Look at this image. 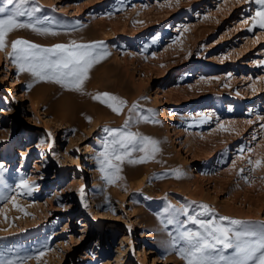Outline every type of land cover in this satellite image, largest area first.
<instances>
[{"label": "rangeland", "instance_id": "rangeland-1", "mask_svg": "<svg viewBox=\"0 0 264 264\" xmlns=\"http://www.w3.org/2000/svg\"><path fill=\"white\" fill-rule=\"evenodd\" d=\"M32 7L58 34L15 30L0 51V190L21 178L36 186L18 197L28 215L0 202L8 218L0 215V264L17 256L33 257L28 264H185L170 246L180 225L167 223L169 205L207 204L219 216L264 222V167L248 163L264 160V30L243 23L259 7L254 0H27ZM18 38L44 47L103 41L111 55L82 94L18 73L7 56ZM52 85L60 88L54 99L29 98ZM63 91L85 96V106L106 92L128 107L117 115L98 101L106 116L80 114L83 126L69 128L51 107ZM133 103L158 123L133 122L131 131L158 140L160 151L148 163L125 162L123 179L110 185L98 162L104 129L121 128Z\"/></svg>", "mask_w": 264, "mask_h": 264}, {"label": "snow or ice", "instance_id": "snow-or-ice-1", "mask_svg": "<svg viewBox=\"0 0 264 264\" xmlns=\"http://www.w3.org/2000/svg\"><path fill=\"white\" fill-rule=\"evenodd\" d=\"M237 2L239 3L240 0ZM243 2L248 3L250 0H243ZM254 2L259 6L258 9L254 15L243 21L245 25H248L247 30L250 32L257 28L264 30V0H254ZM6 3L12 7L7 10L0 7V51L8 47L7 37L15 30L29 29L40 35L58 34L53 27L42 26L44 21L35 16L40 8L32 7L30 10L24 8L27 0H16L15 3L14 0H6ZM176 3L179 4V0H176ZM258 40L259 37H256V41ZM110 55L103 41L80 43L73 40L67 44L58 43L44 47L23 38L11 41V51L7 53L18 73L27 72L37 82H54L66 90L82 94L84 84L90 78V71ZM258 64L264 65V60L258 61ZM31 86L30 84L29 88ZM250 87H253L255 91L254 86L250 85ZM92 99L106 105L117 115L122 114L128 107L126 100L106 92L97 93L92 96ZM138 109V103H133L128 108L130 115L121 128L106 127L104 129L109 139L103 142V150L98 153V162L102 178L110 185L123 179L120 173L121 166L125 162L133 165L148 163L154 160L160 151L158 140L131 131L133 122L147 123L151 120L153 123H158L140 113ZM148 111L153 117L155 116L153 110ZM131 113H135V120ZM200 118L202 122L209 119L204 114H201ZM88 119L90 122L91 118ZM259 119L264 120V116ZM219 127L221 130H226L223 124ZM135 152L143 153V155L133 158ZM248 163L252 165L253 171L264 167L262 159L255 161L249 159ZM0 172H2V166H0ZM174 175L177 179L181 178V170H175ZM35 190L36 186L33 183H30L27 178H21L14 186H5L0 190V202L5 205L10 203L13 209L28 215L23 206L18 203V197L31 196ZM81 195L83 196V188ZM195 203V201L191 202V204ZM84 206L87 207V204ZM169 208L172 214L167 223L180 225L175 234L169 232L170 246L185 264H264V222H246L219 216L207 204L197 205L195 211H191L190 205H181L180 208L169 205ZM0 215L7 222L8 218L4 209H0ZM179 216H184L186 219L179 220ZM2 230L4 229H0ZM44 255L45 251H40L34 259L40 261ZM29 259L33 257L17 256L14 259L3 260L2 264H28Z\"/></svg>", "mask_w": 264, "mask_h": 264}, {"label": "bare ground", "instance_id": "bare-ground-1", "mask_svg": "<svg viewBox=\"0 0 264 264\" xmlns=\"http://www.w3.org/2000/svg\"><path fill=\"white\" fill-rule=\"evenodd\" d=\"M74 34V33H72ZM71 34V35H72ZM76 35V34H75ZM73 35V37L75 36ZM70 36V35H68ZM72 37V36H71ZM61 38V37H60ZM64 38V37H63ZM70 38V37H69ZM78 38V37H76ZM63 40H66V39H63ZM87 40V39H85ZM63 42V41H61ZM65 42V41H64ZM33 81H36L33 77H32ZM17 80H19L17 78ZM32 81V82H33ZM22 83V81H20ZM42 83H44L43 81H41ZM58 86V85H56ZM56 86H44V87H39L40 88V91L33 94L31 93L29 96V98L32 100H36L35 102L39 103V102H42V101H47V100H50V99H54V96L60 91L59 89L60 88H57ZM38 89V88H37ZM75 92V91H74ZM64 93V91H63ZM71 93V92H70ZM70 93H67L66 92L64 94L66 95H62V100L58 99L55 103H52L51 104V107L55 110V112L57 111V114H56V117L58 118L57 120L60 122V124H66L67 127L69 128H72L75 126V128L77 126H83V119L79 118V115L82 114L83 115V118H84V115H93L95 119L97 118H100V116L102 115V113L104 112V108L105 106H103L104 108H100L99 105H98V101L95 100L94 102L96 103H92L91 105L88 103L86 104V106L84 105V103L82 104L81 103V100L84 99L83 96L82 99L80 98V96H75V95H72ZM62 94V92H61ZM79 95V94H78ZM87 98V97H86ZM85 102V101H83ZM104 109V110H103ZM107 109V108H106ZM109 110V109H108ZM110 111V110H109ZM106 113L108 114V111H106ZM105 115V113H103ZM110 114V112H109ZM81 115V116H82ZM106 116V115H105ZM86 118V117H85ZM107 118V117H106ZM105 118V119H106ZM109 118V117H108ZM113 118V117H112ZM104 119V118H103ZM102 119V120H103ZM99 120V119H98ZM93 121V120H92ZM128 169V168H127ZM126 169V171H127ZM135 169V168H134ZM139 170V169H138ZM134 171V170H133ZM137 171V170H136ZM144 171V170H143ZM135 172V171H134ZM138 172V171H137ZM136 172V173H137ZM131 173V172H129ZM125 176H126V173H124ZM132 174V173H131ZM130 175V174H128ZM127 175V176H128ZM133 175V174H132ZM142 175V172H138L137 174H134V178L136 177H139ZM127 178V177H126ZM130 179V178H129ZM203 178H198V181H202ZM126 180V179H125ZM53 190H55V188H53ZM53 193V192H52ZM93 199V198H92Z\"/></svg>", "mask_w": 264, "mask_h": 264}]
</instances>
